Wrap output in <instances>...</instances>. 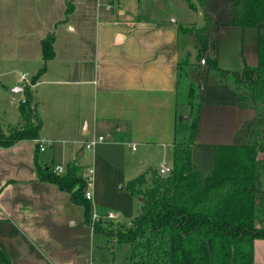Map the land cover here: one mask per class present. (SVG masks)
Instances as JSON below:
<instances>
[{"label": "crops", "instance_id": "0c3cea01", "mask_svg": "<svg viewBox=\"0 0 264 264\" xmlns=\"http://www.w3.org/2000/svg\"><path fill=\"white\" fill-rule=\"evenodd\" d=\"M116 11L117 17L99 21L93 48L69 49L60 59L54 42L52 59L44 62L41 53L33 61L37 71L28 83L37 75L32 90L42 124L39 139L46 148L40 150L37 139L0 145V247L11 264H114L107 249L115 253L122 243L96 232L84 206L57 183L42 179L39 168L75 162L84 175L94 167L93 211H116L118 219L103 220L129 224L140 213L143 198L127 190L128 181L159 168L188 135L180 129L178 109L181 23L173 14L158 20L133 18L122 6ZM68 28L75 31L72 25ZM86 49L93 52L89 55ZM257 61L255 48L247 62L255 66ZM22 74L1 82L5 134L11 129L2 124L8 111L14 112L12 122L19 118L16 123H21ZM216 126L214 134L225 139L202 143L200 124L197 143H233L235 138L225 133L227 125ZM98 135L106 139L88 149L86 141ZM254 264H264V239L254 241Z\"/></svg>", "mask_w": 264, "mask_h": 264}, {"label": "trees", "instance_id": "16d2710c", "mask_svg": "<svg viewBox=\"0 0 264 264\" xmlns=\"http://www.w3.org/2000/svg\"><path fill=\"white\" fill-rule=\"evenodd\" d=\"M230 10L233 24L260 29L257 64L245 63L241 70L233 71L236 103L255 110L247 133L252 140L207 145L214 152V166L201 169L193 157L199 145L204 103H195L198 110L192 116L188 135L174 146L171 172L162 174L158 168H150L128 181L127 190L143 198L140 213L129 224L118 223L114 229L113 223L94 224L96 232L131 245L130 264H254V241L264 239V0H233ZM206 15L205 25L196 33L202 44L198 52L208 60L215 35L210 28L213 17ZM180 29L188 31L184 26ZM54 41V33L42 40L44 62L55 55ZM208 63L221 69L216 59ZM44 69L45 65L38 74ZM178 75L180 84L184 76L181 69ZM36 77L23 86L19 112L24 123L8 134L0 123V145L39 139L42 124L32 90ZM198 97L201 95L197 93ZM38 170L42 179L70 192L73 202L83 205L91 220L93 205L85 196L82 166L69 162L64 173L55 172L51 166ZM0 264H11L9 254L1 247Z\"/></svg>", "mask_w": 264, "mask_h": 264}, {"label": "rangeland", "instance_id": "374dc122", "mask_svg": "<svg viewBox=\"0 0 264 264\" xmlns=\"http://www.w3.org/2000/svg\"><path fill=\"white\" fill-rule=\"evenodd\" d=\"M232 2L233 0H0V72H4L3 75L0 74V86L1 82L14 81L21 73H26L28 78L36 73L33 61L43 54L41 39L49 33L55 35V49L59 51L61 59V56H67L69 49H83L88 44L93 48L99 21L117 17L116 9L119 6L125 8L127 15L133 18L152 16L164 20L173 14L182 26L188 28L180 36V49L183 51L180 69L184 74L179 89L180 129H186V135L188 134L192 116L198 110L196 104L202 101V143L225 139L221 134H214L217 123L227 125L225 133L231 134V139L235 138L233 142H249L252 139L247 133L255 110L252 107L242 108L236 103V79L233 71L241 70L245 63L249 65L247 59L257 48L260 29L257 26L243 29L233 24L230 10ZM73 4L75 8L69 11ZM206 14L213 17L210 28L215 35L214 42L209 46L208 60L198 52L202 44L196 33L198 28L205 25ZM68 25L74 26L75 31L69 30ZM92 52L93 49L85 51L89 55ZM210 59H216L221 69L212 68L208 63ZM197 93L201 98H195ZM4 103L6 100L0 95V114ZM13 113L10 110L2 117V124L7 130L10 126L9 131L24 123L21 121L18 125L16 122L19 118L12 122ZM194 152V162L201 169L213 168L214 152L211 148L197 145ZM163 162L172 166L173 155ZM98 221L110 224L103 219ZM117 225L118 223H113L112 228ZM107 247L111 248L112 244L109 243ZM115 247V253L107 249L106 255L110 262L114 258V264H130L131 245L121 243Z\"/></svg>", "mask_w": 264, "mask_h": 264}, {"label": "built area", "instance_id": "2783aa9c", "mask_svg": "<svg viewBox=\"0 0 264 264\" xmlns=\"http://www.w3.org/2000/svg\"><path fill=\"white\" fill-rule=\"evenodd\" d=\"M19 80L21 82L28 83V76L27 74H22L19 78ZM106 139V137L104 135H98L95 136L89 140L86 141V147L88 149H92L95 147V145H97L99 142H102ZM38 147L40 150H44L46 148V141L38 139ZM159 172L162 174H168L169 172H171L172 170V166L167 165L165 162L162 163V165L158 168ZM53 170L57 173H64L66 170V167L62 164V163H57L54 167ZM94 167H88L86 169V172L84 174V178L86 180L87 183V187H86V191H85V196L87 199L92 200L93 197V192L92 189L90 188V186L93 184L94 181ZM103 218H107V219H118L119 215L116 211L110 210L108 211L105 215H101L98 214L97 212L93 211L92 212V216H91V223L94 226V224L98 221L101 220Z\"/></svg>", "mask_w": 264, "mask_h": 264}]
</instances>
